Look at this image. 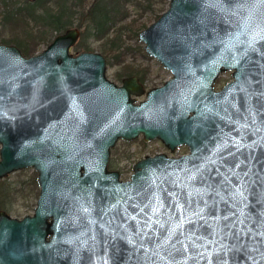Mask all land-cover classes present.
Returning <instances> with one entry per match:
<instances>
[{"label":"water","instance_id":"1","mask_svg":"<svg viewBox=\"0 0 264 264\" xmlns=\"http://www.w3.org/2000/svg\"><path fill=\"white\" fill-rule=\"evenodd\" d=\"M79 35L0 42V179L33 168L40 187L33 214L0 210V264H264V0H169L138 34L172 74L150 89ZM140 136L189 151L123 179L112 148Z\"/></svg>","mask_w":264,"mask_h":264},{"label":"rangeland","instance_id":"2","mask_svg":"<svg viewBox=\"0 0 264 264\" xmlns=\"http://www.w3.org/2000/svg\"><path fill=\"white\" fill-rule=\"evenodd\" d=\"M93 1L95 0H83L84 7L87 9L91 3H93ZM128 12V15L124 19L122 18V20L118 23V26L120 25L122 30L121 41L123 43L119 48L115 49L112 54H110V56L113 57V60L109 59L110 56H108L107 52L103 49V43L105 42V39L97 40L95 38H88L83 33L84 27L80 26H73L74 28L79 29L80 35L76 44L72 47V51L77 53L78 51L81 52L86 50L103 53L107 58V75L109 78L115 80V82L118 81L119 84L121 77L133 68L135 71L140 70L141 74L146 75V78L148 77L146 87L150 88L152 86L162 85L165 80L172 77V74L169 70L165 69L156 58H153L152 56H149L145 53L143 43L139 41L138 36L136 35L157 19L156 16L160 10H158L156 13H151L149 11H144V9L139 10L134 5H130ZM80 19L81 18L76 15L74 17V24L78 23ZM144 25L146 27H144ZM23 27L24 26L22 25L9 27V29L0 26V41L4 39L10 40L13 34H23ZM139 27L142 29L136 33ZM112 32H114V29H112ZM112 32L111 36L113 34ZM39 42H41V40L37 42V39H33L29 42L30 48L35 47V54L44 50L48 45L47 42H41V44L38 45ZM122 49L126 50L124 54L121 53ZM114 54H117L116 58L114 57ZM220 85L221 84H218V87ZM143 98L144 96L141 97V99ZM141 143L136 141L131 144H126L123 141H118L116 146L112 148L110 163H112L115 169L120 171L121 177L123 179H128L131 176L133 172V165L137 162V160L144 157V155L147 154V151L154 153L156 150L160 151L163 149H159L157 144L148 146V148H146ZM180 154L181 152L174 153V155ZM23 170L24 172H21ZM34 173L37 175V172L33 168H26L15 171L9 174L7 177L0 179V209L3 205H9V213L12 216L19 218H22L25 215L33 214L40 187L37 184L36 195L30 194L27 191V184ZM8 186H10L9 190H11V192L4 194V192L7 191ZM1 187L4 192L2 191Z\"/></svg>","mask_w":264,"mask_h":264},{"label":"trees","instance_id":"3","mask_svg":"<svg viewBox=\"0 0 264 264\" xmlns=\"http://www.w3.org/2000/svg\"><path fill=\"white\" fill-rule=\"evenodd\" d=\"M168 4L169 0H95L86 9L83 0H1L0 26L9 28L23 25L24 31L20 35L13 34L10 40L4 39L0 42L15 44L25 55L31 56L35 54V47H29V42L33 39L49 44L56 35L73 26H80L84 27L83 33L88 38L105 39L103 49L110 56L123 43L121 41L122 30L118 23L128 15L130 5L151 13L160 10L156 16L158 18L168 8ZM76 15L81 19L74 24ZM144 27L146 26L144 25ZM140 29L142 28L139 27L136 33ZM111 32L113 33L112 36ZM136 35L138 36V34ZM125 51L122 49L121 53L124 54ZM114 57L116 58L117 54H114ZM109 59L113 60V57L110 56ZM129 74L143 76L140 70L135 71L133 68L125 73V75ZM145 79L141 77V80L144 81ZM110 165L111 168L115 169L112 163ZM37 184V175L34 173L27 184V191L36 195ZM9 188L10 186L4 192L1 187L4 194L11 192ZM9 209V205H3L0 210L9 213Z\"/></svg>","mask_w":264,"mask_h":264},{"label":"flooded vegetation","instance_id":"4","mask_svg":"<svg viewBox=\"0 0 264 264\" xmlns=\"http://www.w3.org/2000/svg\"><path fill=\"white\" fill-rule=\"evenodd\" d=\"M145 73V72H144ZM143 76H138V75H135V74H129V75H124L121 77L120 79V84L123 82V79L127 78V77H130V76H137L140 80H141V77H144L146 78V75L142 74ZM148 78V77H147ZM147 78L143 81L141 80L142 83L145 84L146 86V82H147ZM234 79L233 77V71H225V72H222L219 77L217 78L216 82H215V88L216 90H221L228 82L232 81ZM113 80V79H112ZM115 81V80H114ZM166 81V80H165ZM164 81V82H165ZM118 82V81H117ZM119 84V82H118ZM218 84H221L219 87H218ZM157 86V85H156ZM156 86H152V87H156ZM159 86V85H158ZM150 87V88H152ZM147 89H150L148 87H146ZM120 141H123L125 142L126 144H131L133 142H136V141H139L143 146H145L146 148H148V146H151V145H154V144H157V147L160 149V148H163L162 150H156V152L154 151V153H151L150 151H147L145 155H154V154H159V153H166L167 155H174L175 152H181L180 155H183L185 153H187L189 151V147L186 146V145H181V146H178L174 151H172L170 148H168L161 140L159 139H155V140H151V141H147L144 139L143 136H140L138 137L137 139L133 140V141H124V140H120ZM157 148V149H158ZM144 155V156H145ZM175 156H179V155H175ZM111 166V165H110ZM111 168V167H110ZM113 169V168H111ZM118 170V169H117Z\"/></svg>","mask_w":264,"mask_h":264},{"label":"snow or ice","instance_id":"5","mask_svg":"<svg viewBox=\"0 0 264 264\" xmlns=\"http://www.w3.org/2000/svg\"><path fill=\"white\" fill-rule=\"evenodd\" d=\"M148 206L151 207V210H152L153 214H155V213L158 212V210H159L158 206H153V205L151 204V201L149 202V205H148ZM181 207H182V206H181ZM141 211H143V209H141ZM145 215L147 216V214H145ZM224 219L227 220L228 217L225 216ZM144 223H145V227L151 228V227H152V223H153V221L151 220L150 217H148L147 219H145ZM155 223L159 224L160 222L157 220V221H155ZM236 224H243V221H242V220H238V221H236V223H234V224L226 225V227H228L229 229H231V228H235V227H236ZM239 233H242V229L239 230ZM239 233H238V234H239ZM145 234H147V233H145ZM171 235H172V233L170 232V233H169V236H171ZM260 235H261V236H264V232L260 233ZM180 243H183V242L180 241ZM173 246H174V245H173ZM184 247H185V249H186V248H187V245H184Z\"/></svg>","mask_w":264,"mask_h":264}]
</instances>
